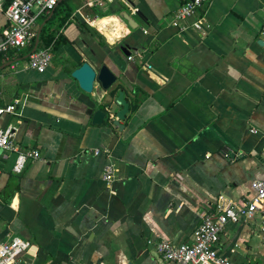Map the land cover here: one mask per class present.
Segmentation results:
<instances>
[{"label":"crops","instance_id":"0c3cea01","mask_svg":"<svg viewBox=\"0 0 264 264\" xmlns=\"http://www.w3.org/2000/svg\"><path fill=\"white\" fill-rule=\"evenodd\" d=\"M60 1L71 14L54 21L61 40L44 72L29 68L26 48L0 54V105L21 101L0 127L41 156L15 173V150L0 155V241L29 240L33 264H170L156 242L191 243L202 210L221 196L242 204L264 177V0H208L185 29L171 23L185 0ZM123 10L139 13L137 29ZM7 28L0 12V39ZM84 61L116 75L112 95L97 82L79 88L70 72ZM118 90L137 102L122 129L112 124ZM89 108L110 116L92 124ZM262 213L229 221L219 251L264 264Z\"/></svg>","mask_w":264,"mask_h":264},{"label":"built area","instance_id":"2783aa9c","mask_svg":"<svg viewBox=\"0 0 264 264\" xmlns=\"http://www.w3.org/2000/svg\"><path fill=\"white\" fill-rule=\"evenodd\" d=\"M60 0H11L6 6L5 0H0V12L8 20V28L0 39V54L6 55L10 50H20L29 44L36 34L37 19L50 13ZM208 0H185L171 14V23L179 29L186 28V22ZM36 36V35H35ZM29 68L44 72L50 65L52 53L49 48H37L27 57ZM131 59V56H128ZM20 99L0 105V115L15 114L20 105ZM14 126L0 127V155L5 151L15 150L16 155L12 165L15 173H20L29 160L40 159L37 149L20 150L13 144ZM255 133L256 129H252ZM99 149L93 151L98 154ZM228 161H233L242 155L241 152H226ZM115 167L111 162L105 165L102 179L110 183L115 177ZM253 194L242 204L219 198L218 209L215 212L202 210L199 213L200 222L193 232L191 243H174L170 240H159L155 249L161 259L170 264H237L219 251L220 235L229 221L240 218H251L262 211L264 204V177L251 182ZM260 228L264 230V213L260 217ZM30 241L19 236H11L0 241V264H33L32 260L24 259Z\"/></svg>","mask_w":264,"mask_h":264},{"label":"water","instance_id":"95a60500","mask_svg":"<svg viewBox=\"0 0 264 264\" xmlns=\"http://www.w3.org/2000/svg\"><path fill=\"white\" fill-rule=\"evenodd\" d=\"M135 15L138 16L139 13L136 11L130 14L127 10H123L119 13L118 18L122 20L130 29H137L139 24L135 19ZM44 24L45 22H42L38 27L35 36V44L31 51L27 54V57L31 52L38 48L40 31ZM261 39H264V36H262ZM120 50L126 55H129L128 46L123 44L120 46ZM70 76L77 82L79 88L85 93H92L95 82L100 85L103 91H108V94H110L111 91H116V89L118 88L116 85H114L117 77L106 64H102L99 67H93L90 63L84 61L77 68L73 69L70 72ZM113 102L119 105L120 109L113 116L114 119L112 121V124L122 129L123 125L120 124V121L124 120L126 114L129 111V103L124 98V92L122 90H118L117 96L114 98ZM87 114L91 115L92 124L97 125H101L104 120L107 119L108 115L110 116L109 112L106 109L104 110L99 108H89L87 110ZM115 140L116 136L111 139L110 144H112Z\"/></svg>","mask_w":264,"mask_h":264},{"label":"trees","instance_id":"16d2710c","mask_svg":"<svg viewBox=\"0 0 264 264\" xmlns=\"http://www.w3.org/2000/svg\"><path fill=\"white\" fill-rule=\"evenodd\" d=\"M10 1L11 0H5V5H7ZM53 11H54L53 15L47 20L45 26H43L40 31L38 47L39 48H49L50 51L52 50V52H55L61 39H59V37L57 36V28H53L54 21L57 17L62 15V19L56 25L57 27L61 26L69 18L71 14V10L69 7L67 8L65 2L59 1L57 5L55 6V8L53 9ZM48 15L49 13L42 15L39 19V23L43 21L44 19H46ZM90 30L91 32H94L93 29H90ZM35 35L30 39L29 44L24 47L26 48L27 52L28 51L30 52L35 44ZM114 91H111L110 94L112 95ZM135 103L129 106L130 113L136 108L137 102ZM106 122H109V121L107 120Z\"/></svg>","mask_w":264,"mask_h":264}]
</instances>
